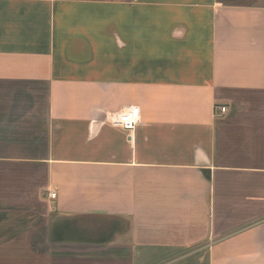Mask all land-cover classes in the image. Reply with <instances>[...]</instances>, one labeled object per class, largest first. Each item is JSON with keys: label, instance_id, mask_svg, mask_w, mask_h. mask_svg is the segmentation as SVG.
Here are the masks:
<instances>
[{"label": "crops", "instance_id": "obj_1", "mask_svg": "<svg viewBox=\"0 0 264 264\" xmlns=\"http://www.w3.org/2000/svg\"><path fill=\"white\" fill-rule=\"evenodd\" d=\"M59 259L264 264V0H0V264Z\"/></svg>", "mask_w": 264, "mask_h": 264}, {"label": "built area", "instance_id": "obj_2", "mask_svg": "<svg viewBox=\"0 0 264 264\" xmlns=\"http://www.w3.org/2000/svg\"><path fill=\"white\" fill-rule=\"evenodd\" d=\"M220 111L224 113L226 107L222 105ZM109 121L112 125L121 127L127 131H133L140 121V111L138 106H127L120 111L109 116ZM48 196L50 199H55L56 192L49 191Z\"/></svg>", "mask_w": 264, "mask_h": 264}, {"label": "rangeland", "instance_id": "obj_3", "mask_svg": "<svg viewBox=\"0 0 264 264\" xmlns=\"http://www.w3.org/2000/svg\"><path fill=\"white\" fill-rule=\"evenodd\" d=\"M58 263L59 264H68L69 263V261H67V260H58Z\"/></svg>", "mask_w": 264, "mask_h": 264}]
</instances>
